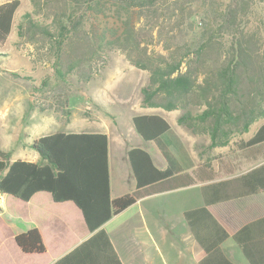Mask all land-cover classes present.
<instances>
[{
    "label": "trees",
    "instance_id": "obj_1",
    "mask_svg": "<svg viewBox=\"0 0 264 264\" xmlns=\"http://www.w3.org/2000/svg\"><path fill=\"white\" fill-rule=\"evenodd\" d=\"M35 1L43 13L47 10L50 21H37L27 13L18 25V36L49 45L59 66L57 78L66 80L74 73L80 81H89L97 61L123 51L133 65L149 73L141 89V106L183 111L178 124L193 134L208 135L209 149L230 145L264 119L261 0ZM20 5V0L0 4V50L13 31ZM111 10L120 17L119 27L101 29L94 20ZM156 29L165 55L149 52ZM133 122L145 141L160 142L171 130L158 113L138 114ZM234 143L261 149L264 122L247 141ZM31 147L39 154L37 162L11 161L13 150L0 148V193L29 201L36 193L47 192L55 202L72 201L94 233L54 264H122L104 224L146 194L193 182L182 179L184 174L177 176L172 167L158 168L146 150L133 148L129 159L136 190L113 198L106 133L59 131L40 136ZM173 178L177 181L171 185ZM202 192L205 205L185 213L205 253L200 264H236L222 247L231 236L209 206L264 192V164L234 179L204 185ZM232 238L249 264H264V217L246 224ZM15 241L26 254L46 251L37 228L17 234Z\"/></svg>",
    "mask_w": 264,
    "mask_h": 264
},
{
    "label": "crops",
    "instance_id": "obj_2",
    "mask_svg": "<svg viewBox=\"0 0 264 264\" xmlns=\"http://www.w3.org/2000/svg\"><path fill=\"white\" fill-rule=\"evenodd\" d=\"M0 79L6 78L2 76ZM10 110V103H5L0 112L6 117ZM130 114L116 118L120 125L116 136H112L105 125L94 131H69L102 132L108 135L112 197L136 190L137 181L129 159V151L133 148L146 150L158 168L172 167L177 176L184 174L182 179L189 178L193 182L146 194L103 227L122 264H200L205 253L195 240L185 213L205 205L202 192L204 185L234 179L263 165L264 146L256 151L247 148H237L234 151L232 148L219 159L208 148L210 138L202 140L182 135L180 129L183 127H175L164 116L170 123L171 130L161 136L160 142L145 141L133 122L138 114ZM93 123L99 125V121ZM49 125L47 120L39 121L35 130ZM72 125L85 126L79 121ZM36 139L27 135L22 152L14 157L31 162L39 161V154L31 147ZM141 140L147 142L149 147H139L138 142ZM0 148L6 151L17 150L12 142L6 140H0ZM239 152L242 156L237 159L234 156ZM176 181L173 178L169 182L174 185ZM7 199V194L0 193V264H54L94 235L89 230L82 211L72 201L55 202L50 193L38 192L29 201L17 198L12 200L24 208L22 212L15 213ZM209 210L231 236L222 245L226 256L236 264H249L232 236L246 224L264 217V192L215 203L209 206ZM19 223L25 224L23 230L18 228ZM30 228H37L41 233L46 246L44 253L26 254L18 247L16 235ZM13 256L17 257L13 259Z\"/></svg>",
    "mask_w": 264,
    "mask_h": 264
},
{
    "label": "rangeland",
    "instance_id": "obj_3",
    "mask_svg": "<svg viewBox=\"0 0 264 264\" xmlns=\"http://www.w3.org/2000/svg\"><path fill=\"white\" fill-rule=\"evenodd\" d=\"M7 1L10 0H0V4ZM20 2L13 31L5 48L0 50L3 54L0 57V77L6 78L5 80L0 79V109L5 103H10L11 107L6 117H3L0 112V140L12 142L14 148L17 149L13 151L11 161L16 160L14 156L22 152L21 148L27 135L36 139L42 135L59 131L69 132L75 129L94 131L97 128H104L105 125V129L109 130L112 136H116L120 128L116 118L131 115L130 113H158L179 128L178 118L183 111L141 106V89L146 85L149 73L133 65L123 51L111 52L105 60L97 61L95 72L89 81H80L74 73H70L66 80L57 78L56 69L59 66L56 57L51 54L49 45L40 46L39 43L21 39L17 32L23 15L27 13H31L37 21H50L46 19L47 10L44 9L45 13H43V9L37 8L35 0H20ZM260 6L262 14L264 0H261ZM107 14L97 16L94 22L100 24L101 29L107 26L119 27L120 17L113 10L108 11ZM197 22V25L201 27L200 19H197ZM86 27L88 28V24ZM153 34L155 38L150 41L149 52L153 55L167 54L158 29ZM60 102H63V105ZM108 113H112V116L107 115ZM43 120L49 121L50 125L35 130L37 123ZM78 121L83 122L85 126L74 127L72 125ZM94 121H99V125H95ZM263 122L264 119H260L251 126L248 133L235 137L230 144L231 147L209 150L213 151V155L215 154L219 159L232 148L234 151L237 148L240 150L234 142L248 140ZM180 133L194 139L209 138L208 135L193 134L184 127L180 129ZM138 143H140L139 147H149L145 141L141 140ZM241 156L239 152L234 157L238 159ZM7 198L15 213L23 211L22 205L18 206L14 203L15 201H12L16 200L15 198L9 195ZM17 226L21 230L25 228L24 223H19ZM238 254L236 251V255ZM16 257L13 256V259ZM239 258L242 257L239 256Z\"/></svg>",
    "mask_w": 264,
    "mask_h": 264
}]
</instances>
